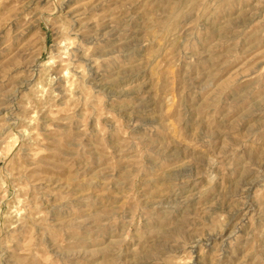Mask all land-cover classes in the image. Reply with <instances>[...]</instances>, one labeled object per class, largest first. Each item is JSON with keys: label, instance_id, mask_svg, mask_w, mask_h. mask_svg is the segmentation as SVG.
<instances>
[{"label": "rangeland", "instance_id": "374dc122", "mask_svg": "<svg viewBox=\"0 0 264 264\" xmlns=\"http://www.w3.org/2000/svg\"><path fill=\"white\" fill-rule=\"evenodd\" d=\"M0 264H264V0H0Z\"/></svg>", "mask_w": 264, "mask_h": 264}]
</instances>
